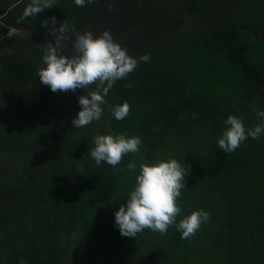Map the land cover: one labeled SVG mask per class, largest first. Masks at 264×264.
<instances>
[{
  "label": "trees",
  "instance_id": "trees-1",
  "mask_svg": "<svg viewBox=\"0 0 264 264\" xmlns=\"http://www.w3.org/2000/svg\"><path fill=\"white\" fill-rule=\"evenodd\" d=\"M56 1L24 17L31 0H0V264H264V133L234 153L217 144L229 115L246 134L264 123V0ZM65 22L73 39V28L110 32L138 60L81 128L79 97L97 85L54 93L37 75L49 31ZM60 54H73L71 42ZM125 102L131 110L116 120ZM96 135L139 136L142 146L115 169L97 166ZM170 159L188 169L177 223L200 209L209 221L191 239L175 226L121 236L115 213L140 164Z\"/></svg>",
  "mask_w": 264,
  "mask_h": 264
},
{
  "label": "clouds",
  "instance_id": "clouds-1",
  "mask_svg": "<svg viewBox=\"0 0 264 264\" xmlns=\"http://www.w3.org/2000/svg\"><path fill=\"white\" fill-rule=\"evenodd\" d=\"M92 0H88L91 3ZM77 7H84L85 0H74ZM54 0H31L24 12V17L37 15L45 9L53 8ZM53 23L56 19H52ZM70 29L67 23L60 28L49 31L55 38L43 50V64L37 75L40 82L50 88L52 92H75L77 89H87L96 84L97 90L79 97V111L72 120L73 127L81 128L93 121H98L103 114L101 105L104 97L116 81L126 78L138 66V60L128 55L114 42L110 32L105 31L94 38L91 32L83 34ZM65 42H71L73 54L65 56L60 49ZM149 54L139 57L140 62H148ZM131 87V84L126 85ZM102 92V94H101ZM130 105L125 102L112 109L116 120H123L130 112ZM257 118L264 121V111L256 110ZM226 124L230 127L217 138L219 149L224 153H234L248 137L258 139L264 133V123L257 124L246 134L240 118L229 115ZM95 147L90 155L97 166L106 162L114 169L121 162L122 157L129 153H139L142 140L139 136L126 138L125 135H96ZM140 171L136 177L134 189L131 191L126 205H121L115 213V226L121 236L136 237L145 229L164 235L170 226H175L181 233V239H191L202 224L210 219V214L203 209L193 211L177 223V217L182 209L177 204L181 190L186 186L185 177L188 169L181 166L175 159L167 162L160 161L155 165L140 164ZM128 171L136 170V162H129Z\"/></svg>",
  "mask_w": 264,
  "mask_h": 264
},
{
  "label": "rangeland",
  "instance_id": "rangeland-1",
  "mask_svg": "<svg viewBox=\"0 0 264 264\" xmlns=\"http://www.w3.org/2000/svg\"><path fill=\"white\" fill-rule=\"evenodd\" d=\"M54 2H55V0H54ZM56 2H58V0ZM1 10H3V9H0V14H1ZM4 13H6V12H4ZM22 34L24 35V32L16 30L14 27H11L8 35L9 36H18L19 37V35H22ZM3 42H4V35L0 32V45ZM2 165L0 164V170L4 171L3 169H6V168H4Z\"/></svg>",
  "mask_w": 264,
  "mask_h": 264
}]
</instances>
